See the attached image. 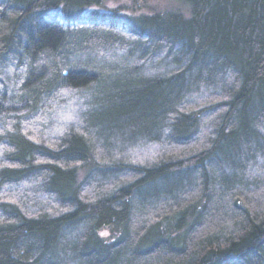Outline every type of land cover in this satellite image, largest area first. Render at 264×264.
<instances>
[{
    "label": "trees",
    "instance_id": "1",
    "mask_svg": "<svg viewBox=\"0 0 264 264\" xmlns=\"http://www.w3.org/2000/svg\"><path fill=\"white\" fill-rule=\"evenodd\" d=\"M105 1L0 0V264H264V0ZM138 143L160 158L106 157Z\"/></svg>",
    "mask_w": 264,
    "mask_h": 264
},
{
    "label": "rangeland",
    "instance_id": "2",
    "mask_svg": "<svg viewBox=\"0 0 264 264\" xmlns=\"http://www.w3.org/2000/svg\"><path fill=\"white\" fill-rule=\"evenodd\" d=\"M116 8H119L124 14H149L171 9H178L189 13V8L181 0H107L100 6L93 5L86 7L83 14L87 15L92 11L109 13ZM146 68L150 72L157 69L156 65L150 64H146ZM91 94L92 91L87 88L64 91L62 95L63 99L51 111L46 124H41L43 125L41 128L45 127L43 135L48 139H53L54 136H65L73 130L77 132L85 131L86 114L91 110L89 107L93 100ZM90 137L93 142V135L90 134ZM109 152L106 151V154L104 153L105 155L109 153L106 156L107 158H124L136 164H152L160 158L159 147L153 143H138L124 151L115 148ZM100 234L103 237H108L110 236V231L107 228H103Z\"/></svg>",
    "mask_w": 264,
    "mask_h": 264
}]
</instances>
